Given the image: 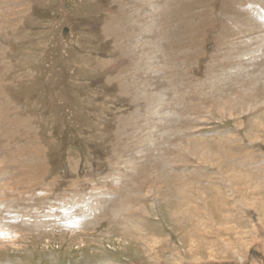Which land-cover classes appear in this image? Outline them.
I'll use <instances>...</instances> for the list:
<instances>
[{"label": "rangeland", "instance_id": "1", "mask_svg": "<svg viewBox=\"0 0 264 264\" xmlns=\"http://www.w3.org/2000/svg\"><path fill=\"white\" fill-rule=\"evenodd\" d=\"M0 264H264V0H0Z\"/></svg>", "mask_w": 264, "mask_h": 264}, {"label": "bare ground", "instance_id": "2", "mask_svg": "<svg viewBox=\"0 0 264 264\" xmlns=\"http://www.w3.org/2000/svg\"><path fill=\"white\" fill-rule=\"evenodd\" d=\"M232 2H234V1H232ZM236 3H237V2H236ZM234 4H235V3H234ZM232 12H233V11H232ZM224 30H225V29H224ZM231 47H232V46H231ZM217 83H218V82H217ZM232 102H233V101H232ZM41 157H42V156H41ZM199 221H200V220H199ZM68 222H69V221H68ZM212 228H214V227H212ZM213 231L215 232V230H213ZM213 231H212V232H213Z\"/></svg>", "mask_w": 264, "mask_h": 264}]
</instances>
